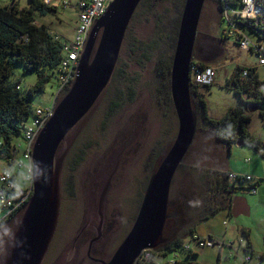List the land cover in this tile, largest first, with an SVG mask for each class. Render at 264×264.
<instances>
[{"label": "rangeland", "instance_id": "1", "mask_svg": "<svg viewBox=\"0 0 264 264\" xmlns=\"http://www.w3.org/2000/svg\"><path fill=\"white\" fill-rule=\"evenodd\" d=\"M16 1L19 7H26L29 3V0ZM67 1L69 3L65 5L60 0H44L55 9L45 15L36 13L37 22L46 24L52 33L59 35L62 42L73 38L78 17L76 8L78 0ZM174 5L173 0H162L155 11L156 15L153 14L148 19L138 15L131 20V30L128 32L127 39H124L118 59L120 62L115 67L116 74L95 104L65 160L58 226L42 264H55L58 258L71 247L73 239L87 222L89 194L97 207L104 178L112 172L114 167L106 196V219L100 237V241L103 240L102 246L97 244L94 248L95 254L92 256L109 260L131 229L138 214L148 178L160 164L178 130V120L170 88L165 84L168 78L170 79V75L159 77L155 68V61L160 52L167 62L171 61L174 53L175 31L173 32V29L175 26L172 27L169 18L163 15L164 11L172 15L170 17L172 20L178 17L179 11L182 12L183 8L174 9ZM261 12L256 16H262ZM158 20L162 22L158 49L138 64L137 56L131 48L139 51V47L145 45L143 42L154 37ZM226 26V22L221 21L217 0H205L197 26L195 46L206 42L213 45L214 49L210 57H205H208L207 61L200 59L199 53L194 49L191 67L193 63L205 62L216 70L214 84L209 89H202L208 114L212 118H219L229 107L243 103L239 95L226 87V77L237 65L254 66L259 63L257 55L250 50L251 48L237 44L236 38L233 37L235 34L228 38L224 37L222 40L219 38L222 29L226 32ZM227 34L230 33L227 32ZM206 36H212L211 40H205ZM247 36L253 42L258 41L253 34ZM257 71L260 79L264 81V65L259 64ZM36 80L37 74L24 73L21 64L13 67L10 81L19 83L22 89H26ZM59 83L57 72H55L51 80L45 84L44 91L33 98L32 108L50 105L59 91ZM64 94L58 95L57 100L59 101ZM115 97L120 104L115 107L110 118L104 121L107 101ZM243 98L246 99L247 96L243 95ZM250 114L249 132L264 141V119L260 117L258 111ZM27 121L31 123L32 115ZM130 136L132 137L130 145L118 155L116 162L112 152ZM19 141L22 145L18 150V158L22 159V151L26 144L22 136H18L15 140L17 143ZM252 156L257 157L261 166L257 164L250 168L244 162ZM109 157L111 159L106 162ZM226 164L233 167L239 164V174L253 176V179L254 176L264 178V159L254 148L246 143L242 145L233 143L228 147L217 141L211 131L197 125L193 142L172 180L171 197L176 200L182 198V194L189 192L188 195L192 194L196 197L193 208L191 206L192 214L198 215L196 213L201 211L199 208H202L204 200H206V205L203 204L205 209L208 208L207 204L214 203L213 190L202 184L203 179L206 178L203 177V172L224 169ZM2 166L12 167L10 165L9 167L0 157V169L3 168ZM14 171L17 187H25L27 182L24 180V167ZM213 176L214 173H211V177ZM251 181L237 183V188L233 191V196L246 197L248 204L252 206L249 215L234 217L229 213V205L226 204L210 219L198 223L194 232L183 236L187 227L185 222L169 240L183 236V243L189 242L191 250L186 251L182 244L168 251L165 256L156 257V259L160 262H167L171 258L181 260L186 259L187 253L191 252L196 254L192 259L200 264H216L218 258L219 264H245L244 255L251 256V264H264V259L261 260L264 256V188L259 192L257 198L259 203L254 202L251 198L253 194L248 193L250 188H247V183ZM261 183L264 184V179ZM196 207H198L197 210ZM23 210L18 214L19 216ZM18 215L0 225V252L3 251V242ZM93 221L97 226V219ZM171 223L173 220L169 222ZM193 233L206 237L212 235L221 243V246L199 247L192 241ZM88 243L89 233L84 232L75 245L73 264H102L88 257ZM248 243L251 244L253 252Z\"/></svg>", "mask_w": 264, "mask_h": 264}, {"label": "water", "instance_id": "2", "mask_svg": "<svg viewBox=\"0 0 264 264\" xmlns=\"http://www.w3.org/2000/svg\"><path fill=\"white\" fill-rule=\"evenodd\" d=\"M141 1L112 0L105 13L95 21L80 55L75 79L57 102L54 114L41 128L34 142L32 194L3 242L0 264L43 263L58 226L65 160L112 78L127 29ZM204 1L185 0L181 14L170 72V91L178 120L176 136L157 169L148 178L131 229L109 260L95 258L102 264H134L144 249L157 248L168 242L179 224L180 214L176 209H169V197L172 180L193 142L198 123L190 90L191 60L194 49L203 61H207L214 49L213 45L206 42L195 46ZM211 37L206 36L204 39L211 40ZM206 56L208 57L205 58ZM261 109V105L248 103L249 112ZM130 141L131 136L112 152L116 162L118 155L130 145ZM235 142L237 145L244 144L240 140ZM110 159L109 157L106 162ZM114 169L115 167L104 178L97 207L89 194L87 222L83 228L90 227L96 218L98 225L95 227V240L102 235L106 219V196ZM230 209L234 217L250 214L249 204L244 196H232ZM168 219H173L174 222L165 234ZM77 241L78 235L55 264L74 263ZM102 241L99 242L101 246Z\"/></svg>", "mask_w": 264, "mask_h": 264}, {"label": "trees", "instance_id": "3", "mask_svg": "<svg viewBox=\"0 0 264 264\" xmlns=\"http://www.w3.org/2000/svg\"><path fill=\"white\" fill-rule=\"evenodd\" d=\"M160 1L162 0H142L132 19H135L138 15H142L145 19H148V17L153 14L156 15L155 11ZM173 1L175 3L173 6L174 9L183 8L185 0ZM217 3L221 21H225L227 24L226 32H223L222 29V37H219L221 40L224 37L228 38L233 36L227 34V30L230 27L224 15V11L227 8L233 29L245 35H255L258 40L255 42L264 47V0H257L258 5L263 9V14L256 18H242L234 13L243 6L242 0H217ZM53 9H55V7L44 2V0H29L28 6L26 7H19L16 0H0V157L10 166H12L11 162L14 158L18 156L16 147H18L17 145L19 142L17 143L15 140L18 136H22L23 138L24 125L28 118L34 114L35 108H32V100L36 95L44 91L45 84L49 82L55 72H57L60 63L62 40L57 39L55 37L56 33H52L46 24L38 23L36 18V13L45 15ZM180 13L182 14V12L179 11L178 17H174L172 20L170 18L172 15L170 16L163 11V15L169 18L168 20L172 24V27L175 26L173 29V32L175 31V36L173 37L175 45L181 19ZM161 25V20L156 21L157 30L155 31L154 37L146 40L145 43L143 42L145 45L143 47L140 46L139 51L131 48V51L137 56L138 64H141L145 60V57H149V55L155 53L158 49V42L161 37ZM131 26L132 23L129 24L125 39L128 37ZM233 37L236 38V36ZM262 53L264 54V49ZM118 62L120 61L118 60ZM16 64H21L23 66L24 73L37 74L35 83L26 89H22L19 83L10 81L13 67ZM171 65L172 59L170 62H167L160 52L155 61V68L158 76L162 77L166 74L169 76ZM193 65L196 66V69H202L207 66L205 62L193 63ZM244 70H247L246 76H243ZM115 74L116 68L110 82L113 80ZM165 84L170 88L169 78ZM213 84L214 81L201 84L191 82L190 90L193 95L192 107L197 114V125L211 131L217 141L228 147L236 140L250 145L264 159V141L253 136L248 130V125L251 121V112L248 110V103L252 102L261 105L263 109L259 110L258 113L260 117L264 119V81L259 77L257 66L237 65L232 74L226 79V87L239 95L243 103L241 105L229 107L219 118H212L209 116L207 102L203 92L204 89H209ZM243 95H246L247 98L244 99ZM119 104L120 101L116 97L107 101L108 106L104 113V121L110 118L115 107ZM206 172L207 171L203 172V177L206 178L203 179L204 181L202 184L213 190L214 193L212 198L214 203L210 205L207 204L208 208L205 209L203 204L206 205V200H204L202 208H199L201 211L198 210L199 212L196 213L198 215L192 214L191 211V206L193 208L196 201L195 196L192 194L188 195L189 192H187L186 194H182V198L174 200L170 194L169 208L170 210L176 209L180 214L177 229L186 222L187 227L182 234L183 236L187 233L194 232L198 223L210 219V217L215 215L224 205H230L231 194L229 193H233V189L235 190L237 188L235 184L232 185L228 182V172L226 170L221 169ZM211 173H214L213 177H211ZM257 184L258 182L251 185V187H255ZM25 203L27 204V201H25ZM197 209L198 207H196V210ZM229 213L231 214L230 210ZM18 214L17 212L13 217ZM172 220L173 219L167 220L166 228L172 225V223L169 224ZM183 236L174 237L165 244L154 248L152 251L153 256L150 258H139L136 260L135 264H200L198 261L192 259L196 254L191 252L187 253L186 259L175 260L174 263L168 261L160 262L156 259V257L165 256L168 251L181 246L184 242ZM209 237L215 241L211 235H209ZM248 246L251 247V244L248 243ZM251 251L253 252L252 247ZM216 264H219V258Z\"/></svg>", "mask_w": 264, "mask_h": 264}, {"label": "built area", "instance_id": "4", "mask_svg": "<svg viewBox=\"0 0 264 264\" xmlns=\"http://www.w3.org/2000/svg\"><path fill=\"white\" fill-rule=\"evenodd\" d=\"M60 1L65 5L69 3L67 0ZM242 1L243 6L234 12L240 17L256 18L258 17L256 15L261 11V14H263V9L260 5H258L257 0ZM111 2L112 0L77 1L76 8L78 10V17L76 33L72 39L63 42L62 55L57 68V76L60 82L59 91L55 95V98L50 105L44 107L37 106L34 109L31 123L26 121L22 138L25 141L26 147L22 151V159H19L18 156L15 157L11 162V168H5L0 171V225L11 219L17 212L20 213L26 206L25 201H28V197L32 193V150L36 137L48 119L54 114L58 101L57 96L66 93L67 89L75 79L79 58L85 48L89 33L95 21L105 13ZM224 15L228 25H230L227 32H229L230 35L235 34L234 36H236L237 44L246 48H251L250 50H252L253 53L257 55L259 64L264 65V54L262 53L264 47L256 42L251 41L247 35L236 29H233L227 8L224 11ZM55 37L57 39H61L58 34H56ZM246 75L247 70H244L243 76ZM215 76L216 70L211 65H207L202 69H196L195 65H192L191 67V81L195 84L210 83L213 81ZM21 145L22 143L19 141L17 146L21 147ZM18 147H16V150H19ZM21 167H24L25 169L24 180L27 182L23 188L17 187L15 183L16 174L14 172V168ZM227 179L230 184L236 185L237 183L251 181L253 178L250 175H242L229 171L227 173ZM251 190L254 191L255 188L251 187ZM192 241H194L199 247H212L215 245H218L219 247L221 246L220 242L216 240L214 241L209 236H201L197 233L192 234ZM183 248L186 251H190L191 244L189 242L183 243ZM153 250L154 248L144 249L136 260L139 258H150L153 256ZM174 261L175 260L172 258L168 260L170 263H174ZM243 261L245 264H251V256L244 255Z\"/></svg>", "mask_w": 264, "mask_h": 264}, {"label": "crops", "instance_id": "5", "mask_svg": "<svg viewBox=\"0 0 264 264\" xmlns=\"http://www.w3.org/2000/svg\"><path fill=\"white\" fill-rule=\"evenodd\" d=\"M258 65H259V63H258ZM258 65H254V66H257L258 67ZM245 66H253V65H249V64H245ZM233 72V71H232ZM232 74V73H231ZM230 74V75H231ZM229 75V76H230ZM229 76H227L226 77V79L229 77ZM261 157V156H260ZM257 157H251V158H247V159H245V163H247V165L248 166H250V168H252V166H257V164L258 165H260L261 166V164H260V161L258 160V159H256ZM262 158V157H261ZM263 159V158H262ZM8 165V164H7ZM9 166V165H8ZM236 167H233V166H229L228 164H226V165H224V170H226L227 172H229V171H231V172H234V173H238L239 171V164H237V165H235ZM3 168H1L0 169V171L2 170V169H4V168H6L5 166H2ZM10 167V166H9ZM15 170L17 169V168H14ZM15 172V171H14ZM239 174V173H238ZM255 178L253 179V181H251V182H249V183H247V188L249 189L250 188V191L248 192V193H251V194H253L252 196H251V198L253 199V201L255 202H257V203H259V200H257V198L259 197V192H261V190H263V188H264V184L263 183H261V181H263V179L264 178H259V177H256V176H254ZM252 178H253V176H252ZM258 182V184H257V186H255L254 188H255V190L254 191H252L251 190V185H253V184H255V183H257ZM236 186V185H235ZM233 191H234V189H233ZM233 196V193H232V195H231V197ZM260 201H262V200H260ZM248 202V201H247ZM249 208H250V211L252 210V206L251 205H249ZM229 210H230V212H231V209H230V205H229ZM212 236V235H211ZM264 259V256L261 258V260H263ZM254 264H256V263H254Z\"/></svg>", "mask_w": 264, "mask_h": 264}, {"label": "flooded vegetation", "instance_id": "6", "mask_svg": "<svg viewBox=\"0 0 264 264\" xmlns=\"http://www.w3.org/2000/svg\"><path fill=\"white\" fill-rule=\"evenodd\" d=\"M234 143H236V142H234ZM168 151V150H167ZM166 154V153H165ZM162 161V160H161ZM157 169V168H156ZM229 194H231L232 195V192L231 193H229ZM228 199V198H227ZM228 203H229V201H228ZM170 209V208H169ZM20 214V213H19ZM19 216V215H18ZM17 217V216H16ZM15 217V218H16ZM20 218V216L17 218V220ZM16 220V221H17ZM15 221V222H16ZM14 225V224H13ZM95 227H96V224H95V222H93L92 224H90V227H88V228H83V231L84 232H88L89 233V243H88V249H87V255H88V257L89 258H91L92 260H94V261H96V259L95 258H98V257H94V256H92V254H95V250H94V248H95V246L97 245V244H99V241H100V239L98 238V239H94V237L96 236V232H95ZM171 227V226H170ZM170 227L169 228H166L165 227V230H164V233L166 234L169 230H170ZM176 229H177V227L175 228V231H176ZM83 231H79L78 232V239L80 238V235L82 234V233H84ZM175 231H174V233H175ZM173 233V234H174ZM76 235V236H77ZM75 236V237H76ZM172 237V236H171Z\"/></svg>", "mask_w": 264, "mask_h": 264}]
</instances>
